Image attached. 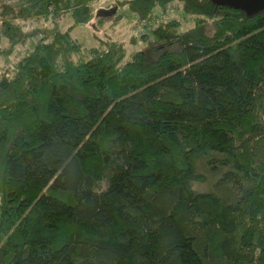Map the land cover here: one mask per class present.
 Instances as JSON below:
<instances>
[{
    "label": "trees",
    "instance_id": "trees-1",
    "mask_svg": "<svg viewBox=\"0 0 264 264\" xmlns=\"http://www.w3.org/2000/svg\"><path fill=\"white\" fill-rule=\"evenodd\" d=\"M98 1L0 0V264H264V11Z\"/></svg>",
    "mask_w": 264,
    "mask_h": 264
},
{
    "label": "rangeland",
    "instance_id": "rangeland-1",
    "mask_svg": "<svg viewBox=\"0 0 264 264\" xmlns=\"http://www.w3.org/2000/svg\"><path fill=\"white\" fill-rule=\"evenodd\" d=\"M129 0H100L94 5L96 17L103 20V23L93 21L96 25L75 27L71 33L74 40L79 42L83 48H97L107 41L118 42L128 47L129 52L143 49V44L133 47L131 38L141 36L147 30L138 23L137 17L132 15L127 9L126 2ZM179 12V11H178ZM105 13H111L105 15ZM159 17V15H158ZM175 19L181 20L183 27L189 28L190 22L183 19V15L176 13ZM153 25V24H152ZM73 18L68 16L60 17L56 20H42L41 23L31 22L26 24V30L30 33L40 31L66 32L73 28Z\"/></svg>",
    "mask_w": 264,
    "mask_h": 264
},
{
    "label": "water",
    "instance_id": "water-1",
    "mask_svg": "<svg viewBox=\"0 0 264 264\" xmlns=\"http://www.w3.org/2000/svg\"><path fill=\"white\" fill-rule=\"evenodd\" d=\"M215 5L235 10H242L248 16H254L264 11V0H211ZM111 14V13H109ZM105 13V15H109Z\"/></svg>",
    "mask_w": 264,
    "mask_h": 264
}]
</instances>
